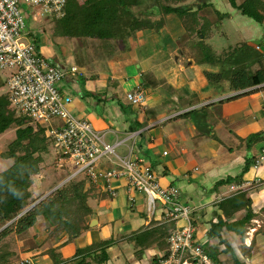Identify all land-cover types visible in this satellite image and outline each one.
I'll list each match as a JSON object with an SVG mask.
<instances>
[{
	"label": "crops",
	"instance_id": "1",
	"mask_svg": "<svg viewBox=\"0 0 264 264\" xmlns=\"http://www.w3.org/2000/svg\"><path fill=\"white\" fill-rule=\"evenodd\" d=\"M227 14L236 30L245 29L242 39L247 41L264 38V19L259 24L245 16L249 22L242 23L244 15L237 8H232ZM144 35V32H138L137 37L135 35L124 41L117 40V60L112 59L110 64H100L93 59L96 56L86 58V53L83 54L85 62L82 69L88 76H96L97 80L90 81L86 76V84L81 88L79 83L73 81L72 76L66 77L61 88L63 93L73 97L70 108L74 113H87L88 118L82 117L90 121L97 130L104 131L108 137L115 139L110 142L106 136L109 143L120 140L118 134H124L125 130L118 126H127L126 123L131 126L134 120L138 121L141 127L134 132H140V135L133 140L134 144L129 146V140L122 147L128 153L131 147L133 152L138 144L140 148L136 156H147L151 160L161 176L163 186L171 185L180 189L182 200L194 209L196 239L205 246L207 253L218 264H264V83L238 92H233L229 83L227 92L221 94L216 90H195V85L190 86L183 72L176 75L175 82H168L167 78L172 79L170 76L173 73L168 68L163 69L162 61L165 59H159L169 50L161 47L155 50V55L141 57L138 51L139 44L143 42V47L146 42L143 40ZM156 36L160 35L155 34L154 37ZM242 39L236 44L237 47L245 45L241 42ZM137 41L139 42L136 43ZM256 46L264 62V50L261 45ZM48 52L53 59L59 61L53 50ZM43 55L45 56L44 52ZM174 58L173 66H177L179 57ZM99 61L101 62L100 59ZM138 62L140 69L135 70L131 80L129 73ZM189 62L191 61L186 64ZM59 66L64 70L77 67L67 63ZM78 71L81 75L84 74L79 68ZM150 76L153 79H149L147 89L144 81ZM197 78L201 80L198 75ZM177 80L181 86L176 85ZM129 82H133L134 90L141 87L145 94L147 91L149 93L146 94L147 105L144 108L130 105L135 111L141 112L131 117L121 107H125L126 103L129 105V101H121L118 93L125 90L123 85ZM248 91L249 93L232 99L235 95ZM126 92L128 95L130 90ZM84 94H87L86 99L82 98ZM102 117H107L117 126H108ZM157 122L158 125L147 129ZM253 135H260V138L250 140ZM137 139H140L139 143L136 142ZM248 165L249 169L244 172ZM112 187L119 192L113 199L107 197L99 187L86 185L85 191H89V199L100 201L103 198L98 209L90 207L92 212L86 218L89 225L87 230L52 235L47 232L44 219L43 222H38L37 227L42 228V233H36L37 239H34L33 245H26L20 262L80 264L86 259L87 262L96 264L95 253L90 254L91 256L76 255L77 251L112 239L115 244L107 250L108 261L103 264H125L128 259L124 256L122 258L123 253L117 248L118 242H123L125 249H136L133 236L140 232L139 228L143 224L149 226L153 220L150 221L147 216L149 221L145 220L143 223L136 219L133 223L134 213L129 210L142 215L146 198L137 195V202L132 207L127 199L129 193L126 181H114ZM240 192L245 193V197L230 203ZM247 199L250 200V207L245 206ZM116 200L120 207L116 209L114 206L113 209ZM109 210L115 213L111 217L114 220L111 226L109 223L105 224ZM157 218L156 215L154 221ZM34 228L35 226L30 230L33 231ZM53 251L54 256L50 253ZM162 253L164 252L156 249L150 256L151 261H148L144 260L140 252L137 255L139 258L132 259L131 264H154Z\"/></svg>",
	"mask_w": 264,
	"mask_h": 264
},
{
	"label": "rangeland",
	"instance_id": "2",
	"mask_svg": "<svg viewBox=\"0 0 264 264\" xmlns=\"http://www.w3.org/2000/svg\"><path fill=\"white\" fill-rule=\"evenodd\" d=\"M72 1L74 0H70V2ZM78 1L82 2L84 0H78ZM244 1L245 0H235V3L236 5L239 6L242 3H244ZM181 5L186 7V9H188L189 7L192 8L193 14H195L196 18L199 17L202 20L206 19L209 22L210 24L209 26H211V29L214 33V37H213V40L206 41V43L214 50V53L211 52L210 49L204 50V48L207 47L206 45L205 46L201 45L203 46L201 48L197 46V43L200 42V38L198 36L188 33L185 30V22L182 19H180L178 15H175V14L172 15V14H167V13L165 14L163 11L162 13L160 11V16H159V15H156L157 11L155 10L150 11V7L142 6L136 9V15H138L141 19H149L153 23H156L159 20L163 19L165 21V24L162 28V33L160 32L159 34L160 36L154 37L155 34H158V33L152 30L151 31L155 33H151V31H149L148 35L145 34L143 36V40L145 39L144 41L146 42L144 43L143 47H142L143 42L139 44L140 45V51H138L139 55L141 57L155 55V50H158L161 47L162 49L164 48V50H169V52L171 51L170 53L169 52H167L166 54L163 53V55L165 56H163L162 59H159V60L165 59L164 61H162L163 69L168 68L169 71L171 70L170 72L173 73V75L170 74L171 75L170 77L172 79L167 78L168 82H171V81L175 82L174 78H176V75H179L181 72H183L185 77L188 78L190 86L195 85V88H196L195 90H201V92L202 90L207 91L208 89L209 91L216 90V92L218 91L221 94H223L224 92H227L226 90H228L227 89L228 84L230 83L229 79L226 77L227 71H229V69H227L228 66L227 64L223 65L221 63L214 64L210 61L208 62V59H206L205 54L208 56L213 54L212 55L213 57L215 55V52H219L216 54L220 55L221 57L225 50L228 51L229 49L236 48L237 47L236 44L238 43V41H240V39H242L243 35L246 33L245 29H241V31L239 30L240 32L236 30L233 25L234 23L231 22V19L227 16L228 15L227 13H229V11L232 8L235 9V7H233L231 0H185L182 2ZM203 5H204L203 9L200 12H198V10H200L199 7ZM162 7H164V5H162ZM159 9L161 10V8ZM21 10L24 13H27L30 15L27 22H28V27L30 28L31 32L23 36V41L35 42L36 45L39 46V51L42 53L44 52L46 58L51 64H54L58 67H60L59 65L63 66V64L65 65L66 63L68 65H77V67L81 70L82 73L84 72V74L81 75V73L79 72L71 76L74 82L80 84L81 88L82 87L84 88L87 78L90 81L97 80L96 76L92 78L93 76H88L86 71L82 69V66L85 62L83 54L86 53L85 54L86 58L91 55L96 56V58H93V59H95V61L100 64H106V63L110 64L111 61L117 60L118 47L115 45L117 43V40L115 38L112 37L111 39L110 38L107 39L109 36L105 35L106 40L98 39L94 37L92 33H90V27L84 26V25H82L83 26L82 27L79 24H75L76 23L75 21L73 22V25H72V27L73 26L75 27L73 34H70V32L66 33V30H67L66 27L61 28V30H58L54 27L56 22L58 21V18L45 17V18H38L37 20H34L33 15L36 13L35 9H32L25 4H21ZM243 19L244 20H242V23L249 22L247 17L244 16ZM79 22L82 23L81 21ZM254 24L257 25L256 23ZM113 30L114 29L109 28V30H107V34H108V31L112 33ZM117 30H119V28H117ZM123 32H124L123 35H125V31ZM137 35L138 33L136 34L135 37H137ZM138 42L139 41H137L136 43ZM241 42L245 44V48H246V50L242 52H244L245 54H249V57H250L248 59L249 62L246 64V67H249V70L251 72L254 69L253 72H255L256 70H258V68H261V64L255 61L257 59L256 58L257 56L255 55L258 54L261 56V53L257 50L259 48L256 49L257 47L256 44L261 45L264 50V38L260 40L258 39L250 40L249 39L247 41L245 39H242ZM49 50H53L56 53V56L59 57V61H57L55 58L53 59V57L50 56V52H48ZM175 56L179 57V59H177L178 60L177 62H179V64L177 63V66L175 65L173 66V62H175L174 60ZM99 59L101 60V62L99 61ZM188 61L192 62L191 66L189 67H187V64H186ZM250 65L254 68L253 69L250 68ZM139 66H140V62H138L135 65V67L132 66L133 69L131 68L132 70L129 73L131 80L133 79L132 76L133 74H135L134 73L135 70L139 71L140 69ZM13 72H15V70H0V101L8 104L9 110H11L12 107L9 103L10 95H9L8 86H7V79L10 76V74ZM174 74H175V77H174ZM219 74H221V78L218 77ZM197 75L201 77V80H198ZM66 79L67 78H65V80ZM142 79L144 80V78ZM149 79H153V78L151 76L146 77L144 81L146 82L145 85L147 89L149 88V84H150ZM177 81L176 82L178 84L176 83V85L181 86V84L179 83V80ZM129 84H132V85H129ZM123 86L125 90L118 92L119 97L121 101L128 102L127 101L128 99L125 98L127 95L126 91L130 90L131 92L132 90H134V87H133L134 85H133V82H129L128 84L125 83ZM146 94H149L148 91ZM128 103L129 105L126 103V105L128 106L125 105V112L129 117H131L134 114L139 115L141 113L140 111H135L134 109H132L131 106L133 105H131L130 102ZM146 105L147 104L145 103L143 105V108ZM75 114L79 118H83L82 116L88 118L87 113L86 115L82 113H75ZM18 117L23 118L21 116H18ZM23 119L25 122L23 123L24 125H22V128H26L29 125H31L32 127H36V124H40L42 127L46 128V133H44L43 136L47 140L46 146H48L49 148V153L44 154V163L40 165V167L42 168L41 173H39L38 175L32 176L33 184L30 188V192L32 193V199L30 200V203H31V201L37 198L41 192L46 193L45 195H49L50 193H52L59 187L68 183L71 179H74L77 181V180H81L82 177L71 178L72 174L77 170V168H75L72 165V163L69 161L64 162L63 160H60L58 149L55 143L53 142L52 137L50 136V132H49L50 124L46 122L34 121L31 119H27V118H23ZM102 119L103 121H105V123L108 126H113V125H115L114 127L117 126L116 124H114L113 121H111L107 117L105 118L102 117ZM169 121H171V119L168 120V122ZM51 123L57 124L55 120H52ZM126 124L127 126H122V125L118 126L119 128L125 130L124 134H118V138L120 140L122 138L124 139L132 135L133 133H135L134 131L136 129H139L141 127V124H139L138 121H135V120L132 122L131 126H130V123H126ZM158 124L159 123L157 122V124L153 125V127H155ZM161 126L163 127L164 124H162ZM161 126H158V127H161ZM147 129H149V127ZM17 130H18V127L16 125H13L12 127L10 126L4 132L0 133V173L6 171L14 164V159L9 158L10 154L8 151H9V147H12L11 144L16 142L17 140ZM140 139H137L136 142L139 143ZM107 140L111 142L112 140H115V139H112V137L107 136ZM132 144H133V140L132 141L130 140L128 145L131 146ZM139 148L140 147L137 144L133 150L134 155H138ZM118 152L124 155L127 154V150L124 147L120 148ZM104 163L105 162H103L102 164ZM108 166L110 165L106 164V167ZM98 187L102 189L103 192H105L104 187L102 185H99ZM107 197L112 198L108 194H107ZM102 199L103 198H100V201H99V200H93L91 198L90 199L88 198L87 199L88 207H91L93 209H98V204L99 202H101ZM37 203L39 202H36L34 205H36ZM145 203L147 204V201ZM114 206L116 209L120 207L118 206V200L114 201L113 209H114ZM29 208H27V210ZM145 208H146V205H145ZM129 212L134 213L132 215L135 217L133 219V223L136 221V219L140 221L142 220L143 223L145 220L149 221V219L147 218L146 210H144L142 215L137 214L138 213L137 211L133 212V210L131 209L129 210ZM109 213L110 214L106 215L107 221L105 222V224L109 223V225L111 226L114 221L111 219V217L115 215V213L112 212L111 210H109ZM38 222H43L42 216L38 217L37 223ZM12 223L13 221L9 222L7 226L11 225ZM155 226L156 224L153 221L149 226L147 225L145 226V224H143L139 228L140 232L137 237L138 239H137L136 249H125L124 248L125 245H123L124 243L120 241L118 242L119 247L117 246V248H118V251L120 250L122 251L123 253L122 258L124 256L125 259H128L125 262V264L127 263L131 264L132 259L139 258L137 257V255L140 252H142V256L144 260L148 259V261H151L150 256L154 251H156V249L165 252L169 248V244H168L167 237H166L168 233L165 232V235L161 237L158 242L155 241L153 237V234L155 233V231L149 230V228L155 227ZM40 232L42 233V228L37 227V224H36L33 231L31 230L28 231L24 236L22 237L14 236V238L16 239V241L14 240L15 246L13 247V250H15V257L13 259L12 264L14 263L22 264V262H20L21 261L20 257H21V254L25 252L23 249L26 248V245L27 246L33 245L34 239H37V236H35L36 233L40 235ZM8 241L10 244V241L13 242V239H11L10 237L9 240H7L6 242ZM19 241H20V244H19ZM50 253H52L53 256L55 255L54 251ZM129 255H132V257Z\"/></svg>",
	"mask_w": 264,
	"mask_h": 264
},
{
	"label": "built area",
	"instance_id": "3",
	"mask_svg": "<svg viewBox=\"0 0 264 264\" xmlns=\"http://www.w3.org/2000/svg\"><path fill=\"white\" fill-rule=\"evenodd\" d=\"M21 4L36 10L34 20L60 18L66 0H0V70H15L7 79L12 109L31 120L50 124V136L60 160L77 168L71 178L85 176L87 185H102L112 198L118 196L112 183L125 180L132 207L137 195L144 196L150 221L157 215L154 222L158 225H174L167 237L169 248L158 255L154 264H218L197 241L194 209L182 200L180 189L163 186L159 172L143 157L134 155L133 147L124 156L118 153L127 141H135L140 132L109 143L106 132L97 130L70 108L73 97L62 92L61 84L66 77L79 73L78 68L64 70L51 64L35 43L23 41L30 15L21 10ZM127 99L131 105L142 108L146 102L144 89L129 92Z\"/></svg>",
	"mask_w": 264,
	"mask_h": 264
},
{
	"label": "trees",
	"instance_id": "4",
	"mask_svg": "<svg viewBox=\"0 0 264 264\" xmlns=\"http://www.w3.org/2000/svg\"><path fill=\"white\" fill-rule=\"evenodd\" d=\"M183 1L185 0H84L82 2L78 0L72 2L66 0L64 15L58 18L54 27L58 30L66 27V33L70 32V34H73L75 27H72V25L75 21V24L90 27V33H92L94 37L102 40H106L105 35H108L109 37L107 39L113 37L116 40L124 41L128 37L135 36L138 32H144L148 35L151 30L160 34L165 24L163 19L153 23L149 19H141L136 15V9L138 7L148 6L152 9L157 5L161 8V13L163 11L165 14L178 15L179 18L185 22V30L200 38V42L197 43V46L201 48L203 47L201 45H206L207 47H205L204 50L210 49L211 52L214 53V50L206 43V41L213 40L214 37L209 22L206 19L202 20L199 17L196 18L192 8L189 7L186 9V7L181 5ZM231 3L233 7L240 10L242 15L262 24L264 19V3L262 0H245L244 3L239 6L236 5L235 0H231ZM162 5H164V7H162ZM203 7L204 5L199 7L200 10H198V12H200ZM109 28L114 30L112 33H110L111 30L108 31L107 34ZM117 28H119V30H117ZM123 31H125V35H123ZM152 31L151 33H155ZM30 32L27 22V33L29 34ZM37 48L39 49V46H37ZM244 50H246L245 45H242L241 47L229 49L228 51L225 50L221 57L216 54L219 52H215L213 57V54L209 56L205 54L208 62L210 61L214 64L221 63L223 65L227 64V69H229V71H227L226 77L229 79L230 88L233 92L242 91L264 83V62L262 58L258 54L255 55L257 56L255 61L261 64V68L253 72L254 67H252L251 64L250 68L253 69L251 72L249 67H246L250 57L249 54L242 52ZM218 77L221 78V74H219ZM246 93H249V91L235 95L232 99L241 97ZM86 95L87 94L82 95V98L86 99ZM121 107L125 111V107L123 105H121ZM18 116L27 118L26 116L16 113L12 109L9 110L8 104L5 102L0 103V133L7 130L10 126L16 125L18 127L17 140L11 144L12 147H9L8 151L10 154L9 158L14 159V164L6 171L0 173V229L6 226L0 230V264L13 263L15 257V250H13V247L16 241L14 236H24L37 224L39 216L43 217L47 232L56 235L66 231L75 233L83 229H89L86 218L92 212L87 204L89 191H85L88 183V178L85 176H80L82 179L77 181L71 179L68 183L59 187L49 195H45L46 193L41 192L39 196L30 203L32 199V193L30 192V188L33 184L32 176L41 173L42 168L40 165L44 163V154L49 153V148L46 146L47 140L43 136V134L46 133V128L42 127L40 124H36V127L29 125L26 128H22L25 121ZM259 138L260 135H253L250 140ZM142 157L156 169L147 156ZM249 166L250 165L244 168V172L249 169ZM92 186L96 187L95 184L91 185V187ZM244 197L245 193L240 192L237 198L235 197L230 203H234L238 199H243ZM36 202L39 203L34 205ZM249 202L250 200L247 199L245 203L246 207H250ZM29 207L31 208L26 211ZM235 209L236 208H234V210ZM12 221L13 223L7 226V224ZM155 224L156 226L149 228V230L155 231L153 237L156 242L165 235V232L168 233L166 236L168 237L174 227L173 224ZM138 235L139 233L133 236V241L136 242V245ZM10 237L13 239V242L10 241L9 244V241H6L9 240ZM114 244L115 241L109 239L101 243L92 244L84 250H78L76 255H90L95 253V263L103 264L108 261L107 250ZM80 264L91 263L87 262L85 259Z\"/></svg>",
	"mask_w": 264,
	"mask_h": 264
},
{
	"label": "water",
	"instance_id": "5",
	"mask_svg": "<svg viewBox=\"0 0 264 264\" xmlns=\"http://www.w3.org/2000/svg\"><path fill=\"white\" fill-rule=\"evenodd\" d=\"M152 10H155V11H157V13H156V15H159L160 16V9H159V7L157 6V5H155L152 9H150V11H152ZM191 64V62H189L188 64H187V66L188 65H190ZM207 132V131H206ZM209 133V132H208ZM30 209V208H29ZM28 209V210H29ZM28 210H26V211H28Z\"/></svg>",
	"mask_w": 264,
	"mask_h": 264
}]
</instances>
